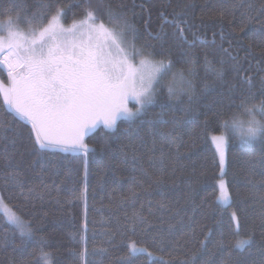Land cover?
Returning <instances> with one entry per match:
<instances>
[{
  "label": "trees",
  "instance_id": "16d2710c",
  "mask_svg": "<svg viewBox=\"0 0 264 264\" xmlns=\"http://www.w3.org/2000/svg\"><path fill=\"white\" fill-rule=\"evenodd\" d=\"M233 4L234 15L219 19L218 10ZM57 5L65 10L66 25L79 22L88 6L106 24L109 10L125 16L137 30L136 49L154 61H171V77L166 71L162 74L153 103L136 118L120 120L114 130L100 126L86 135L87 155L34 150L31 125L9 110L0 94V193L33 233L31 238L22 236L0 212V264H42L41 247L51 253L52 264H162L161 257L165 264H179L193 253L192 264H223L229 252L234 264H264V141L241 143L238 133L224 131L216 115L236 112L235 105H228L231 100L238 105L241 93L250 91L259 100L264 65L257 67L259 40L249 37L264 32V0H0V21L7 20L3 10L12 7L14 19L19 16L20 26L28 29L27 19L42 21ZM176 13L187 22L182 24L187 40L165 22L164 17L171 21ZM249 15L253 20L241 47L236 41L238 25ZM249 43L255 49L251 55L246 51ZM223 49L239 58V75L236 62ZM0 72L4 84H9L7 74ZM244 75L253 77L251 89L242 82ZM239 118L248 117L240 112ZM170 130L178 137L175 144L166 137ZM213 135H225L228 141L222 177L231 197L227 207L218 199L221 175ZM161 151L168 154L163 183L146 194L132 177L144 180L142 169L158 176L149 160ZM12 172L19 174V183L8 179ZM149 184L145 181L144 187ZM133 189L139 193L135 204L127 199ZM161 202L167 208L160 209ZM136 211L151 223L147 231L139 224L135 232L130 229L128 218ZM233 212L239 222L238 237ZM169 228L172 244L161 251L153 237ZM207 232L211 234L201 248L199 241ZM222 237L226 241L251 237L253 243L243 252L232 251L231 245L220 249L217 241ZM176 240H182L181 248H174ZM133 242L153 256L129 257Z\"/></svg>",
  "mask_w": 264,
  "mask_h": 264
},
{
  "label": "snow or ice",
  "instance_id": "6c2138e0",
  "mask_svg": "<svg viewBox=\"0 0 264 264\" xmlns=\"http://www.w3.org/2000/svg\"><path fill=\"white\" fill-rule=\"evenodd\" d=\"M235 6V4L231 8L222 6L217 13L219 19L223 20L226 14L234 15ZM83 11L84 15L79 22L73 21L70 26L65 27L63 24L65 10L57 5L54 11L47 13L42 21L38 18L36 22L33 19H27L25 24L29 31L25 35L19 27V16H15L14 19L13 8L9 7L3 10V15L7 17V25L4 27L7 35L0 37V68L7 65L9 86L5 87L0 83V94L3 95L4 103L8 109L31 125L32 147L41 153L82 152L87 155L89 148L84 143L86 135L101 124L106 129H114L117 119H133L153 103L152 85L157 77L151 75L146 77L143 72L136 69L128 60L125 47L122 45L131 47L135 54L141 57V67L151 65L157 74L171 66V61H168L167 64L164 60L153 63L142 51L136 49L137 30L125 16L109 10L107 13L108 23L106 24L92 7H85ZM261 11H264V8ZM161 15L163 17L164 13L162 12ZM180 15V13H176L171 21H168L167 17L164 19L166 23H171L176 28V33L182 39L187 40L182 26L187 22L181 21ZM252 20L253 17L249 15L238 25L239 33L236 35V41L241 47L245 46L246 30ZM145 29L147 31V25ZM160 31H163V25H161ZM233 32H236L235 28H233ZM148 35L151 37L153 34L149 31ZM159 37L160 33H156V38ZM214 37L215 34H213V42ZM249 38L260 42V60L257 61V67L260 68L261 65H264V32H253ZM223 51L236 62L234 68L239 75L242 71L239 58L233 56L228 49H223ZM246 51L249 55L254 53L255 49L252 43L247 44ZM190 62L194 63V61ZM205 62L210 65L207 57H205ZM19 69H23V71H19ZM215 71L218 75L222 74L219 70ZM179 75L183 82V73ZM242 82L251 89L253 77L244 75ZM234 87L235 85H233ZM169 92L170 94L173 92L171 87ZM129 96L133 97L139 105L136 112H131L125 105V100ZM233 105L236 106V112L220 111L216 113L224 131L238 133L241 143L250 144L257 140L264 141V77H261L259 100L254 93L249 91L248 95L241 93L238 105L235 100H231L228 107L231 108ZM240 112L248 118L240 119ZM258 114L261 119H257ZM166 137L173 144L178 140L174 131L171 130L166 134ZM211 139L219 155L221 191L218 199L229 203L230 195L226 192L225 182L222 178L228 141L225 135H213ZM132 159L134 161L137 159L135 151L132 152ZM167 166L168 154L161 151L158 156L154 155L149 160V167L155 169L159 175L153 177L148 169H142L141 175L144 180L133 176L132 182L138 184L147 194L149 188H159L162 185L163 174ZM18 177L19 174L15 172L8 174V179L14 183L20 182ZM145 181H150L147 188L144 187ZM84 192H87L86 184ZM138 197L139 193L133 189L127 199L135 204ZM121 202H124L123 198H121ZM2 203L3 199L0 197V204ZM142 207L143 205H141ZM159 208L165 209L167 205L161 202ZM149 214H153L151 208H149ZM232 219L236 221L235 235L238 237L239 222L235 212L232 213ZM8 221L19 229L22 236L32 237L31 226L26 225L20 217L12 214L8 217ZM128 224L133 232L138 224L144 231L151 228V223L141 211L134 212L133 216L128 218ZM262 226H264V222H262ZM210 234L207 232L204 238L199 241L201 248L205 246ZM172 235L171 228L167 232L161 229L157 236L153 237V242L159 245L161 251H164L168 244H172L168 238ZM252 243L251 237L237 238L232 241H226L222 237L217 241V247L223 249L227 245H231L232 251L243 252ZM182 246V240L175 241L174 248L178 249ZM86 252L87 249L80 255V259H84ZM137 253L153 256V253L147 248L137 247L133 242L129 245V257ZM231 256L232 252H229V259L223 261V264H234ZM173 259H179V256H175ZM194 260L195 253L188 260H180L179 264H192ZM38 261L42 264H52L51 253L41 247ZM161 261L162 264H165L162 257Z\"/></svg>",
  "mask_w": 264,
  "mask_h": 264
},
{
  "label": "rangeland",
  "instance_id": "374dc122",
  "mask_svg": "<svg viewBox=\"0 0 264 264\" xmlns=\"http://www.w3.org/2000/svg\"><path fill=\"white\" fill-rule=\"evenodd\" d=\"M63 24L65 25V27H68V26H70V25H66L65 23H64V20H63ZM7 25V20L6 21H0V37H6V35H7V32L4 30V27ZM20 27V29H21V31L23 32V34H27L28 33V31H29V29H26V28H22L21 26H19ZM122 46H124L125 47V51H126V54H127V58H128V60L133 64V66L136 68V69H138L140 72H143L144 74H145V76L146 77H148V76H155V77H157L156 79H155V82L153 83V85H152V90H153V93L155 94V92H156V88H157V85L159 84V82L163 79L164 80V75L162 76V74L166 71V74L167 75H169L170 76V74H171V72H172V69H171V67L168 69V70H166V69H164L163 71H162V73H159V74H157V73H155L154 72V69L152 68V66L151 65H145V66H143V67H141V65H140V56L139 55H136L135 54V52L132 50V48L131 47H128V46H126V45H122ZM123 55V54H122ZM145 55V54H144ZM146 56V55H145ZM148 59L149 60H151L153 63H155V62H157V61H154V60H152V59H150L149 57H148ZM7 65H5L3 68H0V71L2 70L4 73H6L7 74ZM19 71H23V69H19ZM7 76H8V74H7ZM171 77V76H170ZM3 79H2V77H1V72H0V83L2 82V84L5 86V87H7V86H9V84H7V83H5L4 84V82L2 81ZM162 80V81H163ZM155 96V95H154ZM155 98V97H154ZM125 105H126V107L131 111V112H136L137 111V108H139V105L135 102V99L133 98V97H131V96H129L126 100H125ZM143 112V110L140 112V113H142ZM139 113V114H140ZM137 117V115L134 117V118H136ZM120 120H122V119H117V121H116V126H115V128L117 127V124H118V122L120 121ZM100 126H103L102 124L101 125H99L96 129H98ZM114 128V129H115ZM95 129V130H96ZM114 129H110V130H114ZM94 130V131H95ZM93 132V131H92ZM85 138V137H84ZM225 161H226V159H225ZM225 166V165H224ZM225 170H226V168H224V174H225ZM223 180H224V182H225V189H226V192L230 195V193H229V190H228V185H227V182H226V180L223 178ZM219 188H220V186H219ZM221 191V190H220ZM220 196V195H219ZM0 197H2L1 196V193H0ZM219 202L224 206V207H227V206H229L230 205V202H231V197H230V202L229 203H224V202H222L221 200H219ZM0 212L3 214V215H5V217H6V219L8 220V217L9 216H11L12 214H15V215H17L5 202H4V200H3V203L2 204H0ZM18 216V215H17ZM19 217V216H18ZM22 219V218H21ZM23 220V219H22ZM24 221V220H23ZM25 222V221H24ZM25 224H26V222H25ZM12 225H14V224H12ZM15 226V225H14Z\"/></svg>",
  "mask_w": 264,
  "mask_h": 264
}]
</instances>
